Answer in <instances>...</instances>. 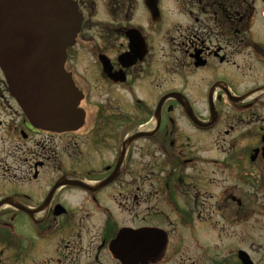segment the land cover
<instances>
[{
    "label": "flooded vegetation",
    "instance_id": "1",
    "mask_svg": "<svg viewBox=\"0 0 264 264\" xmlns=\"http://www.w3.org/2000/svg\"><path fill=\"white\" fill-rule=\"evenodd\" d=\"M75 1L81 23L75 42L67 47L66 64L75 56L77 48L90 54L88 73L83 76L87 83L82 100L86 110L85 128L94 130L93 134H102L95 135L99 140L91 141L96 143V153L108 154V162L85 169L89 157H84L77 141L71 139L81 128L56 132L30 125L0 75V200L6 202L0 206V264H86L89 259L93 264H124L113 253L121 249L119 232L155 226L148 222L156 207L151 204L153 209L147 211V215L138 216L134 209L138 204L151 201L154 168L158 167L156 164L161 157L171 164L166 167L163 160L162 166L167 171L173 167L178 170L177 164H183L184 175H175L173 183L190 201L186 208L188 201L179 190L180 197L167 191L162 194L163 203L179 212L180 221L172 213L168 224L177 223L183 228L188 224L195 226L197 222L202 225L203 235L208 234L207 229L214 224L211 221L209 225L207 220H212L213 212L218 209L231 219L228 208L237 200L234 185L228 177H217L233 164L228 157L233 155L231 148L243 161L236 171L237 178L249 185L250 180L258 181L264 174L260 151L250 157L253 150L264 146V110L235 112L236 106L253 107L254 103L248 99L231 104V108L218 107L229 99V93L223 88L235 96L244 93L236 91L234 79L228 81V73L234 71L235 55L241 63L247 59L246 41L249 42L258 0H164L168 12L159 0L160 18L149 13L144 0ZM173 1L185 6L187 12L172 14ZM195 9L198 14L192 17L190 12ZM229 12L239 15L236 27L231 23L228 28L225 22ZM240 25L242 39L236 42H244H241L244 45L242 57L232 45ZM139 44H144L141 55L137 53ZM228 48H232L231 51ZM194 53L199 54V62L203 64L199 63L192 70L211 69L200 77L203 91L215 80L220 81L221 87L216 89L214 97L218 118L212 128L195 127L179 101L170 97L173 92L179 93L176 95L189 103L199 121L210 117L209 99L203 92L197 93L191 84L170 82L174 80L171 73L177 74L186 63H193ZM101 59L109 62L114 75H121L118 81L103 73ZM213 62L218 67H213ZM70 66L73 68L74 64ZM70 66L68 70L73 73ZM236 66L240 70V64ZM211 76L213 81H210ZM92 90L95 98L91 97ZM194 95L198 100H194ZM157 108L159 113L155 118ZM138 132L143 133L127 143L121 158L120 144ZM63 136L71 139V144L67 140L62 145L58 139ZM204 138H210L219 148L227 146L226 159L193 153L198 143L205 146L203 148L209 147L208 140L201 141ZM213 152L218 153L215 148ZM135 156L141 159L138 164L133 163ZM190 160H193L191 165ZM117 163L120 165L118 176L102 185L100 182L112 173ZM48 165L53 168L47 170ZM123 177L129 182L121 189V183L119 186L115 183ZM200 180L204 183L199 184ZM73 181L88 188L75 185ZM221 181L230 182L222 193ZM164 186L168 189V183ZM236 190L249 193L238 184ZM108 199L120 209L114 210ZM237 202L242 205V201ZM160 209L163 211L164 207ZM137 220L149 225H135ZM145 234L148 237L147 231ZM76 238L86 245L85 254L78 253L83 244L79 246ZM40 243H45L42 251ZM148 249L145 262L144 259L138 261L132 254L125 264H157V261L163 264V259L168 260L164 253L152 254V242H148ZM4 258L8 262H2Z\"/></svg>",
    "mask_w": 264,
    "mask_h": 264
},
{
    "label": "rangeland",
    "instance_id": "2",
    "mask_svg": "<svg viewBox=\"0 0 264 264\" xmlns=\"http://www.w3.org/2000/svg\"><path fill=\"white\" fill-rule=\"evenodd\" d=\"M232 1L236 2L237 0H232ZM257 9H258V2L255 3V15H254L255 18L250 27L251 35H250L249 42L246 41L248 48L245 50V54L248 59L249 69L251 72L243 76L241 75L242 73L241 70L237 71V69H234L233 72L229 71L228 73L229 80L227 79L228 81H231L230 79H234L235 87L238 88L236 91H244V93H252L253 87L264 83V23L260 20ZM249 10L251 9L249 8ZM192 13H195V15H192ZM197 14L198 12L196 9L193 12H190V15L192 17L197 16ZM244 16L246 19L248 14ZM238 19H239L238 14L229 12V17L225 18V22L227 23L228 28L230 27L231 23H234L233 26L236 27ZM241 29H242V25H240L239 31L235 32L236 37L232 41V45H234L233 46L234 50H236L238 53H241L240 57L243 56L242 52H243L244 45L242 43L244 42L242 40H241L242 43L236 42V41H238L239 39H242L241 38L242 35L240 32ZM228 49L229 51H231L232 48H228ZM249 55L252 56V60L248 58ZM89 60H90L89 52L85 49L77 48V53L75 54V56L71 58L70 61H68L69 66H70V63L74 64L73 66L74 74L73 75L75 79L78 82H80L84 86V88L86 87V89H87V83H86V80L83 78V76L84 75L86 76V73H88L89 65L87 64ZM198 73L196 75H193L191 77L192 79L191 78L184 79L182 77H177L176 79L171 80L170 82L171 83L172 82L177 83V81L180 83H183L184 81L185 82L188 81V83L191 82V87L195 88V90L193 88L191 89H193L197 93H201L203 92V89L200 84V82H202L200 81V77L204 73L201 75H198ZM95 95L96 93L92 90L91 97L95 98ZM194 97L196 96L194 95ZM196 98L194 100H198V98L197 99ZM251 98H249L248 100H250ZM263 104H264V99H263L262 105ZM226 108L227 107L225 106L223 107V109H226ZM262 110H264V107L262 108ZM93 131L94 130H88V128L86 127L85 129L81 128L78 131H75V133L71 135L72 136L71 139L74 141H77L78 147L81 150H83L84 157H89V159L87 160L88 162H86L85 164V169L86 167L92 168L94 166H97L98 164L102 165L103 163L108 162V160L106 159L108 158V154L106 152L105 153L102 152V154L95 152L94 147L96 146V143L94 141L93 142L91 141L92 136L95 135L93 134ZM71 139H69L66 136H63V137H60L58 141H60L61 144L63 145L68 140L69 144H71ZM203 140H206V141L208 140L209 147L203 148L205 146L201 147L200 146L201 144L198 143L197 144L198 147L194 148L193 153L200 154L199 156L211 155L212 157L217 158L219 160L226 159L227 155L225 154V148H227V146L225 148H219L216 146L215 143H213V140H211L210 138L208 139L204 138L201 141ZM237 147H238V144H237ZM214 148H215V152L216 151L218 152L216 155H214L215 153L213 152ZM231 149L233 150V155L228 156V157L232 160L233 164L229 165L228 167H225V169L227 170L223 174H219V175L217 174V177L218 179H223V178L228 177L230 181L232 182L231 185H234L232 189H234V194L235 196H237V200L235 201L236 203L234 202L232 208L231 207L228 208V211L230 212L231 218L233 219L239 218L241 220H244L243 223H245V227L244 228L239 227V226L235 227L234 228L235 232H233L234 234L232 235V237H235L236 234L238 235H236V238L233 239L230 244H224V245H221L220 242L217 245V242L220 241L222 237L215 244H213L214 241L208 240L207 238L210 237L209 235H213L212 233L211 234L205 233V235H201L200 236L201 241L199 242V245H194L193 239H191L190 237V235L193 234L191 229H187V228L180 229L177 223L168 224V220L172 212L170 210V207H167L165 205L168 203H163L162 201L161 196L167 191L166 186H164V183H168V187H167L168 193L172 192L176 194L178 197H180L178 193L179 189L177 188V186H175V184L173 183V180L175 178V175L177 176L179 174L184 175V173L181 170L183 164H177L179 168L178 170H175V168L173 167V170L167 171L162 166L163 160H164V164L166 167L170 166L171 164L169 160L165 159V157L160 156L161 160L158 164H156L158 165V167L154 168V192L152 191L151 201L147 203L144 202V203L138 204L136 208L134 209V212L136 213L137 216L138 214L147 215V211H151L153 207H156L152 214V220L149 221L148 223H153L154 225H157V226H163L162 228H164L169 235L168 243L165 247V250L161 251L160 252L161 254H159V255H162V253H164V257L168 259L163 264H201L202 262L203 264L209 263V262H211L212 264H215V258L217 260L219 259L223 260L224 257L229 262V264H241L236 254L239 248L250 251L252 259L254 260L256 264H264V174L258 181L250 180L249 185L245 183L243 179L241 180L240 178H237L236 171L238 170V166L241 165L243 161L239 159L238 154H234L236 152L235 149L233 148ZM147 158L148 157L146 156L145 160L149 159ZM140 161L141 159L139 156L133 157V163L138 164ZM188 163L190 165L193 164V160L188 161ZM219 165L221 166V164ZM50 168H53V167L48 165L47 170ZM128 182L129 181L127 179L125 180V177H123L121 180L119 181L117 180L115 185L119 186V183H121L120 188L123 189L126 186V183ZM148 183L149 184L151 183L150 180H148ZM201 183H204V180H200L199 184ZM229 183L230 182L221 181V184H222L221 193L225 190L224 189L222 191V189L226 188L227 184ZM237 184L240 185L243 190L245 191L249 190V193H244V191L242 190H236L237 192L236 193L235 188ZM147 188L149 189V186H147ZM214 191L216 192V190ZM180 193L182 194L181 191ZM240 194H242L243 196ZM182 197L183 199L188 201V197H185L183 194H182ZM109 199H111V194L109 195ZM237 201H242V205L241 206L237 205L238 204ZM109 203L114 205L113 206L114 210L117 211L120 209V207L116 206L111 200H109ZM151 204L153 205V207L151 206ZM189 206H190V201H188V205L185 207L187 208ZM162 207H164L163 211L160 209ZM206 209H209L210 211V208H206ZM206 213H207V210H206ZM122 215H124V212H122ZM218 216L219 214H217V212L215 211L212 214V220H207L209 225L211 221L214 222V224L210 225V228L217 229V227L221 225L224 231L226 230V232H229L227 230V227H225L222 224ZM128 219H130V217H128ZM213 219H217L219 220V222ZM140 224L149 225L146 223H140V221L138 220L135 223V225H140ZM195 225H197V222ZM188 231H190L191 234ZM215 232L216 230L214 231V233ZM75 241L79 244V246L83 244L81 240H79L78 238H76ZM44 244L45 243L39 244L40 251H42L45 248ZM1 247L2 245H0V248ZM207 247H208V252H213V255L211 256V261H208L203 257V256H206L207 254V250H205V248ZM85 248H86V245L83 244L82 248L78 251V253L85 254L86 253ZM199 248H202L203 251H199ZM215 248H217V250H215ZM222 250H225V251H222ZM199 253H202L201 254L202 256H200ZM4 256H6V252ZM192 260H194V263L192 262ZM2 262L4 263L8 262V259L4 258L2 259ZM158 263L160 262L158 261ZM86 264H93L92 259L91 260L89 259Z\"/></svg>",
    "mask_w": 264,
    "mask_h": 264
},
{
    "label": "water",
    "instance_id": "3",
    "mask_svg": "<svg viewBox=\"0 0 264 264\" xmlns=\"http://www.w3.org/2000/svg\"><path fill=\"white\" fill-rule=\"evenodd\" d=\"M79 23L72 0H0V67L36 125L67 129L82 119V110L74 106L77 92L63 68L65 48ZM104 70L110 71L106 62Z\"/></svg>",
    "mask_w": 264,
    "mask_h": 264
}]
</instances>
